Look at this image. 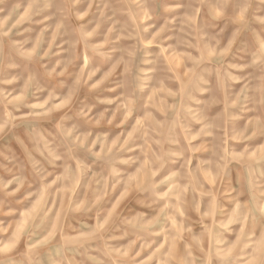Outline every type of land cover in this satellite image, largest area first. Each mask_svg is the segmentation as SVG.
Segmentation results:
<instances>
[{
  "label": "rangeland",
  "instance_id": "rangeland-1",
  "mask_svg": "<svg viewBox=\"0 0 264 264\" xmlns=\"http://www.w3.org/2000/svg\"><path fill=\"white\" fill-rule=\"evenodd\" d=\"M257 17L0 0V264H264Z\"/></svg>",
  "mask_w": 264,
  "mask_h": 264
},
{
  "label": "clouds",
  "instance_id": "clouds-1",
  "mask_svg": "<svg viewBox=\"0 0 264 264\" xmlns=\"http://www.w3.org/2000/svg\"><path fill=\"white\" fill-rule=\"evenodd\" d=\"M256 19H257V22H260V23L264 24V17H257ZM258 56H259V60H260V62L258 64V67H259L261 73L264 74V43H262L260 45ZM251 63L252 64H257V60L253 59L251 61ZM233 79H238V78L237 77H233ZM134 80H135L134 77L129 80V88L131 89V94L132 95H137L138 94V88L135 85ZM245 87H247V86L245 85ZM196 103L198 104V103H200V101H196ZM229 107H231V104H229ZM177 111H179V105L177 107ZM187 111L191 112L192 110L188 109ZM172 115L174 116L175 113H173ZM200 122L203 123V121H200ZM205 127H210V125H205ZM209 134H211V133H209Z\"/></svg>",
  "mask_w": 264,
  "mask_h": 264
}]
</instances>
